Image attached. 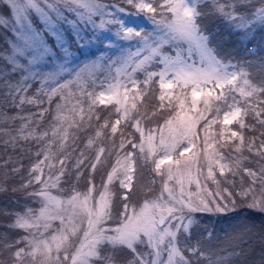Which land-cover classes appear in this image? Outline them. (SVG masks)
Masks as SVG:
<instances>
[{
  "label": "snow or ice",
  "instance_id": "obj_1",
  "mask_svg": "<svg viewBox=\"0 0 264 264\" xmlns=\"http://www.w3.org/2000/svg\"><path fill=\"white\" fill-rule=\"evenodd\" d=\"M0 9V264H264V55L220 33L264 41V0Z\"/></svg>",
  "mask_w": 264,
  "mask_h": 264
},
{
  "label": "trees",
  "instance_id": "obj_2",
  "mask_svg": "<svg viewBox=\"0 0 264 264\" xmlns=\"http://www.w3.org/2000/svg\"><path fill=\"white\" fill-rule=\"evenodd\" d=\"M220 33H221V43L223 44V47L225 48L226 51L230 52L236 58V60H242L245 58L253 59V57L249 55L250 49L256 50L257 56L264 55V52H260L258 50L260 46H264V41L261 40L259 33L257 34L255 40L244 41V42H240L239 36L234 35V34H229V32L226 29H224L222 26H220ZM25 163H27V161H25ZM9 208H13V207H9ZM225 218H226L225 220L228 221V226H230V228L229 227L222 228L224 231H222L221 238L224 237L225 231H231L232 225H237V224L242 223L240 222L241 219L243 220L245 218L247 223L255 222L257 225V229H259V225L261 222L260 218H257L256 216H254L251 210L247 209L243 205H240V207L237 208V210H234L228 215H226ZM9 222H10L9 219L5 217H0L1 229L5 230L2 227V225L7 224ZM253 241H254V248L258 252L261 246L259 237L258 236L254 237Z\"/></svg>",
  "mask_w": 264,
  "mask_h": 264
},
{
  "label": "rangeland",
  "instance_id": "obj_3",
  "mask_svg": "<svg viewBox=\"0 0 264 264\" xmlns=\"http://www.w3.org/2000/svg\"><path fill=\"white\" fill-rule=\"evenodd\" d=\"M5 10L4 9H0V13H3ZM39 28V24L37 23L36 25ZM6 37L10 38L11 37V32L8 31L6 32L4 29H0V50H4L8 47L7 43H6ZM74 50H75V46ZM102 50H97L95 48L92 49V53L93 56H98L100 55V52ZM106 54H111V53H106ZM81 59H83V57H81ZM98 77L100 79H103V73L98 74ZM99 90V89H97ZM96 183L99 184L100 183V175L97 174L96 175ZM84 182L81 181V188L83 189L84 187ZM194 187V186H193ZM55 192V190H54ZM11 199L14 198H10L9 196L6 195H0V208L2 207H13L15 208L16 205L11 203ZM240 207V204L237 205V207L235 209L231 208V206H229V210L223 213H198L197 216L198 218L201 220V227L204 228H208L209 230L215 231V233H217L220 237L222 235V228H230V226H228V221L225 220L226 215H228L229 213H231L234 210H237V208ZM240 222L242 223H247L246 219L244 218L243 220L241 219ZM0 231H4L1 229L0 226Z\"/></svg>",
  "mask_w": 264,
  "mask_h": 264
}]
</instances>
